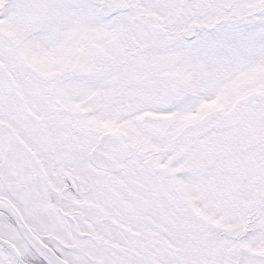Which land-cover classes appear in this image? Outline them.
<instances>
[{"label":"snow or ice","instance_id":"snow-or-ice-1","mask_svg":"<svg viewBox=\"0 0 264 264\" xmlns=\"http://www.w3.org/2000/svg\"><path fill=\"white\" fill-rule=\"evenodd\" d=\"M0 264H264V0H0Z\"/></svg>","mask_w":264,"mask_h":264}]
</instances>
